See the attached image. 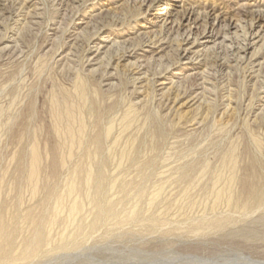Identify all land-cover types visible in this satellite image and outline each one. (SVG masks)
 I'll use <instances>...</instances> for the list:
<instances>
[{
    "label": "rangeland",
    "instance_id": "rangeland-1",
    "mask_svg": "<svg viewBox=\"0 0 264 264\" xmlns=\"http://www.w3.org/2000/svg\"><path fill=\"white\" fill-rule=\"evenodd\" d=\"M152 1L154 2L139 0L131 5L139 15L131 20L130 26L124 25L118 31L116 27H104L93 36L94 33L91 32L94 31V22L90 21V16L101 15L97 18L99 21L103 20L101 18L108 20L114 16L119 21L118 17L126 16L121 5L123 1L0 0V112L5 113L3 120H13L20 114L17 125H12L9 129L0 127V188L4 198L1 208L5 214H17L14 222L25 230L18 233L17 244L23 236L29 234L26 228L28 224L22 222L23 227L21 225L22 216L26 211H39L44 208V221L49 222L52 217L50 211L57 206L59 197L65 195L62 197L63 201L58 203L63 211L68 210L73 200V196L67 194L66 186L70 177L66 171L52 179L49 184V190L54 191L52 197L47 198L46 191L33 199L24 180L26 161L23 160L25 163L20 165L13 160L15 151L20 146L13 142L10 129L17 131L27 128L30 132L37 127L42 128L47 118V93L52 90L55 82L69 84L72 80L70 78L81 68L84 75L96 78L103 70L114 71L113 73L120 74L119 78L113 80L115 85L120 84V77L130 80L127 81L130 85L125 86V91H122L123 96L128 97L126 102L133 100L140 103L142 100L143 103L149 100L154 110L160 111L161 116L165 117L163 124L159 121L166 131L160 146L154 150L141 148L138 158L130 163L125 161L122 169L115 162H110L109 180L115 178L122 181L121 184H128L127 188L123 189L119 184L110 191L107 184L101 196L96 197V201L113 202L115 217L92 228L98 212L92 208L90 198H85L86 191L83 190L79 195L83 198L86 209L84 208L78 217L83 232H78L76 226L66 219V213L63 219L52 225V244L37 257L19 264H264V203L263 207H259V212L257 208L251 213L236 214L237 211H229L224 205L214 210L215 212L209 209L204 211L205 207H210L212 200L203 194L205 199L196 195L197 199L201 197L204 200L201 201L203 204L200 202L202 205L198 203L191 206L192 209L186 204L189 200L186 193L184 194L185 184L180 180L181 174L188 169L191 161L209 160L212 164L218 162L219 155L221 156L225 148L229 147L238 135L243 134L246 120L251 126L254 125L253 128L264 141V49L259 52L260 55L254 57V45H250L244 52L240 50L246 36L252 38L251 34L259 29L264 31V15L260 17L238 10L239 4L255 0H155L151 3ZM258 1L264 4V1ZM213 7H216L217 12H225L226 17L221 18V24L212 25L214 15L207 13L210 18H207V23H210L208 29L211 30L210 26H214L220 35L228 32L233 39L226 41L225 45H220L218 51L210 49V58H206L202 52L196 51L212 47L218 36L205 42L202 33L206 24L201 20L193 21L192 28H189L192 21L185 19V11L192 8L195 13L191 16L195 18L198 12H205ZM165 19H168L166 28L163 25ZM175 19L178 24L174 26L171 21ZM231 21H238L240 25H245V28L239 27L238 31L233 27L222 29L225 22L229 24ZM95 23L97 25V22ZM186 29L192 32L189 39L187 33L184 35ZM118 33L121 37L119 40L129 38L132 42L135 40V44L139 43L138 38L144 37L147 40L137 47V55L143 57L145 63L152 56L150 50L158 49V46L164 43L158 41L167 37L166 43L163 44L165 49L154 55L155 62L146 64L145 70H149V75L151 74L148 78L138 74V71L127 69L129 61L134 60L121 57V51L114 54L111 52L113 55L106 53L107 48L101 49L100 53L96 51V44L100 40L110 39ZM137 34H141V37ZM178 34L183 35L178 37ZM198 34L200 40L192 45ZM220 40L221 38L218 39ZM184 49L188 50L187 55H184ZM182 50L181 60L174 61L176 52ZM66 56L70 60L64 59ZM217 59L219 62L226 60L228 68L221 71L222 76L218 73L217 79H214L213 83H217V88L211 90L214 94L210 97L215 108H212L209 123L208 120L199 118V102L196 103L199 97L193 98L201 96L202 90L198 88L196 77L205 67H200V64L209 62L211 65ZM174 62H177V65L173 66ZM138 77L140 79L136 81V85L133 84V80ZM163 78H166L164 84ZM148 79H151V83H148ZM172 80L179 81L178 85L171 84ZM103 88L108 87L105 85ZM33 98H36L37 105L35 114L31 115L29 106ZM248 157H253L251 152ZM140 185L144 192L138 196L134 190L141 187ZM160 189V195L150 204V198ZM134 210L138 213L137 218H128L129 213ZM219 213H231L235 218L227 223L225 228L209 225L208 229L200 224L196 227L198 220H202L201 215L213 217ZM203 226L206 228H201ZM62 233L71 235L73 242L59 243L57 240Z\"/></svg>",
    "mask_w": 264,
    "mask_h": 264
},
{
    "label": "bare ground",
    "instance_id": "bare-ground-1",
    "mask_svg": "<svg viewBox=\"0 0 264 264\" xmlns=\"http://www.w3.org/2000/svg\"><path fill=\"white\" fill-rule=\"evenodd\" d=\"M121 1H123L121 5L126 16H124V18L117 16L119 21H117L116 17L114 16L111 18L109 17L110 19L108 20L106 18H101L103 19L101 21L97 19L100 18L101 15L95 14L90 16L92 19H90V21L94 22V31L91 32V34L94 33L93 36L97 34V31L104 27H116V31H118L124 25L128 24V26H130L131 20L138 17L139 14L135 13L133 6L131 5L139 0ZM154 2L152 1L151 3ZM205 7L204 9H206ZM238 10L243 13H251L256 16L260 15V17H262L264 15V4L262 2H259L258 0L247 1L245 3L239 4ZM217 11L218 10L216 9V7H213L211 9H208L207 11L205 10V12H196L198 16L195 18L191 16V14L195 13L192 8L190 11L189 9L188 11H185V19H188V22L192 21L189 28H192V25L194 24L193 21L198 22L201 20L204 25L206 24L204 32L202 31V38L205 39V42H208L211 38L218 36V38L213 42L212 47L209 46L207 49L204 47V49L197 50L198 52L196 51V53L202 52V55H204L206 58L209 57L210 49L217 50L220 45H225L226 41H231V39H233L231 34L228 32L220 35V33L215 29L216 27L214 26H210L211 30L208 29V24L210 23H207V18H209L207 13L210 15L212 14V16L214 15V23L212 25H215L216 23L221 24V18L226 17L225 12L221 13V11ZM181 21L180 24H182ZM95 22H97V25ZM177 22L176 19L171 21L174 26L178 24ZM166 23H168V19L164 20V28H166ZM251 26L253 27V21L251 23ZM229 27H233V29H236L238 31L239 27L245 28V25H240L238 21H231L229 24L228 22L227 24L225 22V25L222 26V29H229ZM188 32L190 31H187L186 29V32L184 31V35L185 33H187L186 36H188L187 38L189 39L192 35V32ZM263 32L259 29V31L251 34L252 38L246 36V38L244 39L245 43H243L244 45L240 48V50L242 49V51L244 52L250 45H254L255 50L252 54L253 57L260 55L261 53L259 54V52L264 49ZM119 35L120 34L118 33L117 36L115 35L110 39L100 40V42L96 44V51L100 53L101 49L105 48H107L106 53L108 54L109 52L110 54H112L111 52H113L114 54V52L118 53L121 51V54H123L121 57L129 60H134L129 61L126 68L130 69V71H138V74H142L148 78V76H150L151 74L149 75V70H145L146 64L155 62L154 55L158 53L159 50L162 51L165 49L163 44L166 43L167 37H164L163 39L158 41L164 42L161 44V46H158V49L150 50L152 56L148 58V62L145 63L146 60L142 59L143 57L137 55V47L146 43L147 40L144 39V37L138 38L140 39L139 43L135 44L136 41L134 40V42H132V40L129 38L128 39L130 41L128 39L119 40L118 38H121ZM137 35L140 36L141 34ZM179 35L183 34H178V37H180ZM219 38H221L220 41H218ZM199 40L200 39L198 34L194 38L192 45H195ZM104 43L106 44L104 45ZM167 43H169V41ZM88 46H90L89 43ZM227 47L231 46L227 45ZM187 51V49H184V55H187ZM182 56L183 50L182 52H176L174 61L179 62ZM65 58L69 59L67 56L64 57V59ZM190 58H192V56ZM217 61L218 59L215 60V62L211 65L209 62H203L202 64H200L201 66H199L205 67V69L197 73L198 76L196 77L198 78V88H200L202 91L200 93L201 96H195L194 98H192L196 99L199 97L196 102H199V113H201V116L199 118H202L204 121H209V118L211 119L212 115H210V113L212 111V108H215V105L213 103L214 101L210 97L211 94H214L211 92V90L217 88V83H213L214 79H217L218 73H220L222 76L221 71L228 68L226 60H224L223 62ZM174 63L175 64H173V66L177 65V62ZM81 69H79L74 76L72 75L73 77L70 78V80H72L69 84L68 82H66L67 84H64L60 81L55 82L53 84L54 86L52 85V90L48 91V97H46L47 100L45 102V104H47L45 105L47 107L45 111L47 118H44L45 120L42 128L37 127L35 130L30 131L31 133L27 130V128H22V130L17 131L15 129H13L14 131L10 129V131H12L11 137L13 142L17 143L20 146L18 147V150L15 151L13 160H16L17 164L20 163V165L24 162L23 160L26 161V165L24 167V171L26 173L24 180L26 186L30 188L31 197L33 199L38 198L39 195L45 193L46 191V194H48L47 198L52 197L54 191L49 190V184L52 182V179L58 177L60 173L66 171L69 173L70 177V180H67V194L73 196V200L68 210L63 211L59 207L58 203H61L63 201L62 197L65 195L59 197L57 199V206L52 211H50L52 212V217L49 222L44 221L43 216L46 210L42 208L43 205L41 206L42 209H39V211L32 209L26 211V213L22 216L21 225L22 222L28 224L26 228L28 229L29 234L27 233L28 235L23 236L20 243L17 244L16 237L18 233L25 230L18 226L17 222H14L18 217L17 214H15L14 212L5 214L2 211L1 205L4 201V198L2 196V191L0 188V264H19V262H24L41 254L47 246H50L52 244V225L58 223L61 219H63V216H65L66 213V219L69 220L73 226H76L77 229H75L78 232H83V227L80 224L81 222H78V217L83 213L85 208L83 198H81V196L79 195L83 190L86 191L85 198H90L92 208L94 210H97L98 212V216H96V220L93 222L91 227L94 228L96 224L101 222L103 223V221L105 222V220L106 222H109L113 217H115L114 203L111 201L107 203H100L96 201V197L101 196L107 184H109V188L111 191V189H115L116 186H118L122 182L115 178L109 180L108 171L110 170V162H115L119 168H123L125 161H127L126 163H128L129 161L130 163V161H135L138 158V154H140V151H142L140 150L141 148H151L154 150L158 145L160 146L162 140L166 135L165 128H163L162 125L159 124L160 120L162 121L161 124L164 123L165 117L161 116L160 111L156 112L154 110V108L150 105L149 100H145L143 101V103H141L142 100L140 103L135 101L133 102V100L132 102H126V100L128 101V97L126 95V99V97L123 96L122 91H125L124 87L128 85L127 81L129 82L130 80H124V78L121 79L120 77V82H118L121 84V86L120 84L115 85L113 80L119 78L118 75H120L117 72L113 73L114 71L109 72L108 70H103L101 75L96 78L91 75H84L83 70ZM176 73H178V71ZM139 79V77L135 78V80H133V84L136 85V81ZM165 79L166 78H163L164 81H162V84L166 83ZM219 79L221 80V77ZM104 82L109 83L102 85ZM149 82L151 83V79L148 81V83ZM176 83L178 85L179 81L172 80L171 82V84ZM105 85L106 87H108L107 89L105 88L106 90L103 88V86ZM211 85L213 88H210ZM124 94L126 93L124 92ZM35 99L33 98V100H31V104L29 106V111L31 112L29 114L31 115L35 114L36 112L37 104H35ZM251 110H253V108ZM3 114L5 115V113L0 112L1 128L3 127L4 129V127H7L9 129L12 125H17V119L18 117H20V114L16 115V118L13 120L11 118L3 120ZM29 116L30 115H26V117ZM204 121L202 123H204ZM244 122L245 124L243 134H240L241 136L238 135L239 137L237 136L236 140H233L230 146L225 148L226 150L224 149L225 151L221 153V156L219 155L218 162L212 164L209 160L208 162L191 161L188 169L181 174L180 180H182L186 188L184 189V194L186 193L189 203L191 204L190 205L189 203H186L188 204V207H193L198 203L201 204L204 200L201 199V197L200 199H197L196 195L202 196L204 194L206 198L208 197V199L211 198L212 200L210 207L208 206L207 208L204 206L206 208H204V211L209 209L215 212L214 210H218L221 206L223 207L224 205L230 209L226 210L237 211L235 212L236 214L238 212H241V214L251 213L253 209L257 210V208L259 212V207L264 203V159H261L264 158V141L260 138L258 131L253 128L254 125L251 126L252 124L250 125V122H247V120ZM27 137L29 139H27ZM249 152L252 153V158L248 157ZM121 185L123 186L121 187L124 189L127 188L128 184ZM126 190L127 189H125V191ZM135 191L137 192L138 196H141V194L144 192L142 186L136 188L134 192ZM160 192L161 189L150 198V204L153 203L156 198H158ZM202 198L204 197L202 196ZM229 211L227 212L229 213ZM222 213L223 212H221V214ZM225 214H214V216L212 215L213 217L201 215L200 217L202 220H198L199 222L196 227H198V225L200 224L205 225L208 229L211 225H213V227L217 226V228H219V226H223V228H225V225H227V223H229L230 221L232 222V219L235 218L234 215H230L231 213L228 215ZM137 216L138 213L134 210L129 213L128 218L136 219ZM200 221L202 222L200 223ZM233 223L235 222L233 221ZM201 228L205 229L204 226ZM57 241H59V243L61 244L69 241L73 242V240L71 239V235H67L64 233H62V236ZM16 245L19 246L16 247Z\"/></svg>",
    "mask_w": 264,
    "mask_h": 264
}]
</instances>
